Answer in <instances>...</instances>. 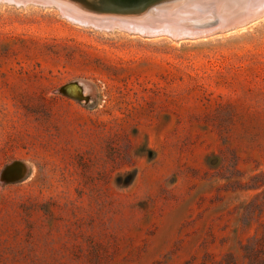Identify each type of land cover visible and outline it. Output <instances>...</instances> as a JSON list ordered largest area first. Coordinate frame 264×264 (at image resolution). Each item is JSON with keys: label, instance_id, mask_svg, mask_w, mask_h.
I'll return each mask as SVG.
<instances>
[{"label": "rangeland", "instance_id": "obj_1", "mask_svg": "<svg viewBox=\"0 0 264 264\" xmlns=\"http://www.w3.org/2000/svg\"><path fill=\"white\" fill-rule=\"evenodd\" d=\"M259 17L174 41L0 4V264H249L264 233ZM73 81L89 101L61 93Z\"/></svg>", "mask_w": 264, "mask_h": 264}, {"label": "bare ground", "instance_id": "obj_2", "mask_svg": "<svg viewBox=\"0 0 264 264\" xmlns=\"http://www.w3.org/2000/svg\"><path fill=\"white\" fill-rule=\"evenodd\" d=\"M107 1H115L119 2L120 4H127L129 1L134 0ZM186 1L178 0V2L176 3H171V1L159 0L158 2H154V4L149 5L147 3L146 5H144L143 13H138L135 15L116 14L114 16L112 15V17L108 16L111 17L109 20L107 16L91 12L89 10V7L86 6L91 4L96 5L98 3L97 0H86V2H88L89 4H83L82 2H69L65 0V2H69L65 4V7L70 12V14L67 15L64 12H61L59 9L57 10L59 11V14L62 18L69 21L70 23L79 26H83L86 28L91 27L100 32H110L117 30L120 32H126L128 34H138L141 37H150L162 35L165 31V27L169 24L177 26L178 28L192 29V25H195L197 19L200 18L197 14L204 16V14L208 11L206 6L198 5L199 2L203 0ZM204 1L208 2L210 0ZM0 4L8 6L13 5L15 7H26L30 5V2H22V0L15 2L0 0ZM31 4L43 8L51 7L45 4H39L37 2H32ZM208 6H213L216 13L220 15L226 14V12L230 11L232 7L237 6L238 10L235 14V17H232L235 20H239L237 22H250L251 19H255L256 17H259L262 14L264 15V0H211ZM95 16L101 18H95ZM227 16L230 17L231 14L228 13ZM125 21L128 22L129 25L124 24L123 22ZM69 83L64 84L62 87ZM67 92L75 96H87V94H85V89L80 82H78V86L68 88ZM24 172V168L19 164L12 165L9 167V174L12 175V178H18L23 175Z\"/></svg>", "mask_w": 264, "mask_h": 264}, {"label": "water", "instance_id": "obj_3", "mask_svg": "<svg viewBox=\"0 0 264 264\" xmlns=\"http://www.w3.org/2000/svg\"><path fill=\"white\" fill-rule=\"evenodd\" d=\"M6 1L15 2V1H20V0H6ZM67 1L76 2V3L82 2L83 4H89L88 2H86V0H67ZM158 1L159 0H134V1H129L128 2L129 4L128 3L120 4L119 2H115V1L97 0L98 3L96 5L91 4V5H86V6L89 7V10L91 12L97 13L99 15L107 16L109 20L112 17V15L114 16L116 14H134L135 15L138 13L139 14L143 13L144 5H146L147 3L151 5V4H154V2H158ZM166 1H171V3L178 2V0H166ZM22 2H30V4L32 2H37L39 4H45L47 6H51L53 8L59 9L61 12H64L67 15L70 14V12L65 7V4L69 2H65V0H22ZM210 2L211 0L208 2L204 0L199 2L198 5L206 6L208 11L204 14V16L197 14L200 18L197 19V22H195V25H192L193 26L192 29L178 28L177 26H173L169 24L165 27L164 33L158 37H167L174 41L197 40V39L211 36L213 34L234 32L236 30L244 29L250 24L257 21L258 19L262 18V17H258L255 19H251L250 22H247V21L237 22L239 20H235L234 18L227 16L228 14L227 12L224 15H220L216 13L213 6L212 7L208 6ZM108 16H111V17H108ZM95 18H101V17L95 16ZM103 21H106V20H103ZM123 23L126 25L127 24L129 25V23L126 21ZM187 33H190V34H187ZM149 38H156V37H149ZM75 86H78L77 82H74L68 86L62 87L61 93L67 96V94H69L67 92V89L70 87H75ZM72 96H74L73 98L76 99L77 101H81L80 99L83 98L82 96H75V95H72ZM85 101L87 102L89 101V99L85 97ZM3 179L7 181H13V180H16L17 178H12V175L9 174V168H8L3 174Z\"/></svg>", "mask_w": 264, "mask_h": 264}, {"label": "trees", "instance_id": "obj_4", "mask_svg": "<svg viewBox=\"0 0 264 264\" xmlns=\"http://www.w3.org/2000/svg\"><path fill=\"white\" fill-rule=\"evenodd\" d=\"M264 228V225H263ZM258 245L246 246L244 248L245 258L249 259V264H264V253L261 256L262 248H264V233L261 238L258 239ZM192 264H238L235 257L231 254L226 255L222 260H215L210 254H207L200 262H194Z\"/></svg>", "mask_w": 264, "mask_h": 264}]
</instances>
